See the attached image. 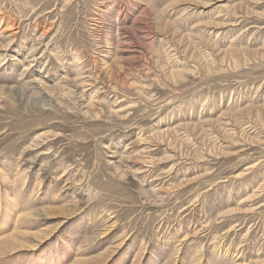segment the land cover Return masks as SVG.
<instances>
[{
  "label": "rangeland",
  "instance_id": "obj_1",
  "mask_svg": "<svg viewBox=\"0 0 264 264\" xmlns=\"http://www.w3.org/2000/svg\"><path fill=\"white\" fill-rule=\"evenodd\" d=\"M0 264H264V0H0Z\"/></svg>",
  "mask_w": 264,
  "mask_h": 264
}]
</instances>
